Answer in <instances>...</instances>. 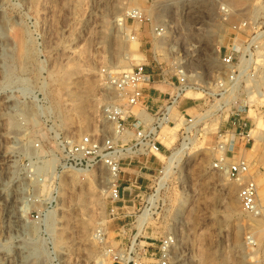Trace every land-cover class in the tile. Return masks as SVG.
<instances>
[{
    "label": "rangeland",
    "instance_id": "1",
    "mask_svg": "<svg viewBox=\"0 0 264 264\" xmlns=\"http://www.w3.org/2000/svg\"><path fill=\"white\" fill-rule=\"evenodd\" d=\"M135 8L147 18L163 20L161 40L149 22L124 21ZM230 53L234 63L245 59L247 77L232 92L236 105L217 111L205 93L223 78L219 60ZM144 61L167 77L181 65L201 89L180 99L173 111L175 124L158 134L165 158L189 144L166 179L165 160L157 155L122 164V187H138L125 194L122 211L136 212L139 193L156 202L153 219L139 231L129 218L109 222L110 244L124 250L137 237L141 246L146 239L151 244L148 253H156L158 241L171 231L178 240L171 264H264V219L245 216L237 185L211 170L217 131L227 130L237 115L242 128L262 138L245 152L241 146L229 162L240 157L250 162L264 199V0H0V264L98 263L92 235L107 213L106 171H85L78 180L59 173L61 199L55 220L48 222L52 233L45 235L39 232L41 223L31 218L41 206L27 200L42 188L27 178L26 163L37 156L31 148L37 142L47 151L54 149L57 137L94 134L112 99L103 72L116 75ZM254 84L258 91L251 92ZM149 95L167 98L155 91ZM180 113L193 120L184 142ZM17 215L21 219L13 222ZM20 223L39 228L33 242L44 254L38 260L28 258L30 241Z\"/></svg>",
    "mask_w": 264,
    "mask_h": 264
},
{
    "label": "built area",
    "instance_id": "2",
    "mask_svg": "<svg viewBox=\"0 0 264 264\" xmlns=\"http://www.w3.org/2000/svg\"><path fill=\"white\" fill-rule=\"evenodd\" d=\"M124 19L125 22L131 21L137 24L149 22L151 32L158 40L163 38L161 33L166 30V24L162 19L157 22L154 18H147L138 8L128 10ZM119 23H122V19ZM129 39L135 41L134 36ZM233 59V54L230 53L219 60L223 67V78L218 80L216 89L213 91L209 89L208 93L204 92L208 98H211L212 105L221 104L223 107L236 105L229 94L230 91L234 92L240 87L243 78L247 77L248 68L245 59L240 58L236 63ZM144 62L116 75L103 72L105 85L110 90L112 99L103 107L102 122L97 125L94 134L57 137L54 149L47 151L37 142L31 147L37 156L27 159L26 163L27 178L37 188H42L41 193L34 194L27 200L41 206L31 218L41 223L40 232L45 235H50L49 228L52 225L48 222L55 220L54 211L61 199L57 182L59 173H83L98 169L106 171L107 213L104 223L98 226L92 235L93 241L99 247L97 264H171L177 247L176 234L171 231L158 241L156 253H148L151 244L147 243V239L144 241L146 246H141V242L137 243V239L133 238L124 250L121 246L111 245L108 239L109 222L129 218L133 220L135 229L138 230L141 215H145L141 219L145 220L141 228L153 219L152 209L156 201L150 195L145 196L143 193L135 196L139 205L135 213L122 211L126 209L125 204L128 202L125 194L130 196L133 188H138L133 186L134 184L122 187L120 179L122 164L126 160L145 157L148 154L153 156L160 154L162 144L158 141V134L164 127L175 124L173 111L177 108L180 99L188 91L195 92L201 89L200 86L192 83L191 76L186 74L181 65L173 69V76L167 77L162 70L156 73L147 61ZM235 82L239 83L237 88L233 89ZM156 84L167 87L171 92L158 90L156 87L160 85ZM249 90L258 91V86L254 84ZM151 91L164 97L166 95L167 98L150 97ZM151 105L158 107L155 111H151L149 109ZM135 107H140V111L133 113ZM180 114L184 124L181 132V135H185L182 137L184 142L193 128V120L183 113ZM236 140L239 141L244 152L251 142V148L255 143L251 130L242 128L239 119L234 120L233 131H217L215 145L217 156L211 164V170L224 174L229 181L237 185V200L245 216L264 219V203L260 201L259 187L254 179L255 175L251 173L250 162L244 157L229 162L230 158L238 155L235 149ZM118 234H122V231ZM42 250L39 248L41 255L44 254Z\"/></svg>",
    "mask_w": 264,
    "mask_h": 264
},
{
    "label": "bare ground",
    "instance_id": "3",
    "mask_svg": "<svg viewBox=\"0 0 264 264\" xmlns=\"http://www.w3.org/2000/svg\"><path fill=\"white\" fill-rule=\"evenodd\" d=\"M120 21V19H116L115 20V22H117V24H118V22ZM162 48H163V46H162ZM126 60H128V59H131V60H136V61H140L139 60V58L137 57V56H126V58H125ZM122 69H124V68H122ZM125 70H127V69H125ZM237 83L238 82H235L234 84H233V86H234V88L235 87H237ZM233 88V89H234ZM236 89V88H235ZM234 91V90H233ZM188 94L190 95V92H186V96H188ZM197 95H198V93H196ZM232 91H230V95L232 96ZM194 95H195V93H194ZM259 96V95H258ZM260 98H262V96L260 97ZM222 108V105H218L217 107H215V110H220ZM213 111V110H212ZM208 116V113L207 114H205V115H203V116H200V118H199V120L201 121L202 119H205L206 117ZM196 122V121H195ZM258 124V123H257ZM256 128H258V127H256ZM261 129H262V127H261ZM261 129H259V131L261 132ZM251 134H253V138H255V141L257 140V141H261V138H262V134L260 135V133H257V132H254L253 130H252V132H251ZM259 134V135H258ZM258 135V136H257ZM188 143H183L182 144V146H181V148H179V149H177V150H175V151H173L172 153H171V155L169 156V157H163L161 154H156L159 158H161V159H163V160H165V167H164V178L163 179H166V177L168 176V174L171 172V170L172 169H174L175 167H176V165H177V163H179V161H180V154H183L184 153V151L188 148ZM161 174H163V172H160ZM72 174V176H74V179H79V173H71ZM84 176V175H83ZM86 177V176H85ZM82 178V177H81ZM89 179V178H88ZM21 184V183H20ZM163 184V183H162ZM162 184L159 182L158 183V188L156 189V191H159V189L162 187ZM26 185V184H25ZM22 186H23V184H22ZM18 187V186H17ZM22 188V187H21ZM24 188V187H23ZM23 190H25V189H23ZM261 190V189H260ZM261 192V191H260ZM260 192H259V198H260ZM18 193V192H17ZM151 198H152V196H151ZM18 200V199H17ZM22 201V200H21ZM260 201L262 202V203H264V199H261L260 198ZM21 208V207H20ZM21 216H18L17 215V217H15L16 218V221H13V222H18L19 220H18V218H20ZM143 217H145V215H141V218L139 219V222H138V231L141 229V225H142V223L145 221V220H141V219H143ZM21 219V218H20ZM19 226L21 227V233H22V235H24V236H27L28 238H27V240L28 241H30V243H29V245L31 246L30 247V249L28 250V258H31L32 260H38L39 259V257H40V252H39V248L38 247H36L35 245H34V239H35V237H36V235L38 234V229L37 228H34V227H28V226H26V225H24L23 223H20L19 224ZM53 226V225H52ZM9 227V226H8ZM52 229H53V227H50L49 228V232H50V234L52 233ZM142 231V230H141ZM140 231V232H141ZM40 232V231H39ZM139 233V232H138ZM137 235V234H136ZM35 236V237H34ZM135 238H137V237H134V239ZM33 242V243H32ZM25 259H27L26 257H24Z\"/></svg>",
    "mask_w": 264,
    "mask_h": 264
},
{
    "label": "crops",
    "instance_id": "4",
    "mask_svg": "<svg viewBox=\"0 0 264 264\" xmlns=\"http://www.w3.org/2000/svg\"><path fill=\"white\" fill-rule=\"evenodd\" d=\"M157 107H158L157 105H151L149 109L151 111H155L157 109ZM183 111H185V110L183 109ZM184 115L186 116L187 114H184ZM234 120H238V119L233 118L232 121L230 122V124L226 125V129L227 130L233 131V122H234ZM240 147H241V144L239 143L238 140H236L235 141V149H236V153L237 154H239V152H240Z\"/></svg>",
    "mask_w": 264,
    "mask_h": 264
}]
</instances>
